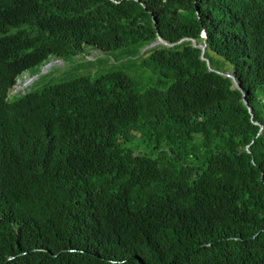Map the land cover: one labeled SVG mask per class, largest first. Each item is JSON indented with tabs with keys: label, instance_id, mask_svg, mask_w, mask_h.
<instances>
[{
	"label": "trees",
	"instance_id": "16d2710c",
	"mask_svg": "<svg viewBox=\"0 0 264 264\" xmlns=\"http://www.w3.org/2000/svg\"><path fill=\"white\" fill-rule=\"evenodd\" d=\"M0 264H264V0H0Z\"/></svg>",
	"mask_w": 264,
	"mask_h": 264
},
{
	"label": "rangeland",
	"instance_id": "374dc122",
	"mask_svg": "<svg viewBox=\"0 0 264 264\" xmlns=\"http://www.w3.org/2000/svg\"><path fill=\"white\" fill-rule=\"evenodd\" d=\"M89 56L84 57L81 63H84V66L81 70L76 71L74 74L76 76H89L92 73H97L101 75L103 73L109 72L115 69L114 65H120L122 62H128L130 59H122V51H118L110 56L102 55L98 51L94 49H88ZM52 66L50 68L42 66L37 69H33L29 72H26L23 76H21L18 80L17 86L11 92L12 95L25 93L30 88L39 85L45 78L56 79L58 80L61 77H65L71 74V70L73 66L66 64L63 61L56 62L55 59H51L50 62ZM136 64L130 61V65L122 67V70L131 74L133 77H139L142 82L150 83L151 82V74L150 73H138ZM66 73V74H65ZM65 74V75H64ZM64 75V76H63ZM41 84V83H40ZM141 152L148 153L145 145L139 146Z\"/></svg>",
	"mask_w": 264,
	"mask_h": 264
},
{
	"label": "water",
	"instance_id": "95a60500",
	"mask_svg": "<svg viewBox=\"0 0 264 264\" xmlns=\"http://www.w3.org/2000/svg\"><path fill=\"white\" fill-rule=\"evenodd\" d=\"M159 44H165V42H164L162 39H159V41L153 43L152 45H150L149 47H147L144 51H146V50H148V49H151V48H153V47H155V46H157V45H159ZM207 46H208L207 43H204V45H200V46H198V47L201 48L202 51H203L202 60H203V61H206L207 64H208V66L211 67V63H210V61H209L207 58L204 57V55H205V53H206ZM59 61H63V60H56V62H59ZM49 64H51V63H49ZM49 64H47L46 66H44V68L47 67ZM210 70H211V71H214L212 68H211ZM219 73H221V74H223V75H226L227 77L231 78V79L233 80L235 86H236L240 91L243 92V89H242V87H241L239 81L237 80V78H236L234 72H230V73H227V74H226V73H223V72H219ZM244 102H245V104L248 106V102L246 101V96H244ZM250 110H251V109H250Z\"/></svg>",
	"mask_w": 264,
	"mask_h": 264
}]
</instances>
